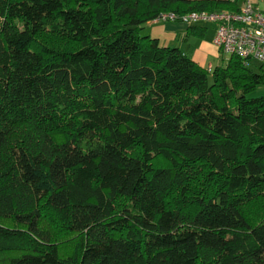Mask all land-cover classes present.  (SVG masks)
<instances>
[{
    "label": "trees",
    "instance_id": "1",
    "mask_svg": "<svg viewBox=\"0 0 264 264\" xmlns=\"http://www.w3.org/2000/svg\"><path fill=\"white\" fill-rule=\"evenodd\" d=\"M220 10L239 11L0 0V264H264V63L219 50L207 70L143 35Z\"/></svg>",
    "mask_w": 264,
    "mask_h": 264
},
{
    "label": "built area",
    "instance_id": "2",
    "mask_svg": "<svg viewBox=\"0 0 264 264\" xmlns=\"http://www.w3.org/2000/svg\"><path fill=\"white\" fill-rule=\"evenodd\" d=\"M155 21L179 22L187 26L212 24L214 45L226 56H237L264 63V13L251 3L237 12H191L185 15L168 12Z\"/></svg>",
    "mask_w": 264,
    "mask_h": 264
},
{
    "label": "crops",
    "instance_id": "3",
    "mask_svg": "<svg viewBox=\"0 0 264 264\" xmlns=\"http://www.w3.org/2000/svg\"><path fill=\"white\" fill-rule=\"evenodd\" d=\"M233 1V0H232ZM237 2L238 9L242 8L246 2L251 3L261 13H264V0H235ZM216 12H229L227 10H220ZM164 25L163 28H157ZM210 26V30L206 27ZM198 29H203V37L198 38L193 35H188L187 30L189 26L179 22H160L151 21L144 26L143 35H148L152 38L163 43L165 46H177L183 53L190 57L199 66L211 70L215 65L211 62V59H220V51L214 45L215 27L212 24H198L194 25ZM183 34L182 42L177 41V36ZM166 35H173L175 39L171 42L166 38ZM189 38H195L197 40L190 41Z\"/></svg>",
    "mask_w": 264,
    "mask_h": 264
},
{
    "label": "rangeland",
    "instance_id": "4",
    "mask_svg": "<svg viewBox=\"0 0 264 264\" xmlns=\"http://www.w3.org/2000/svg\"><path fill=\"white\" fill-rule=\"evenodd\" d=\"M164 27V25H162V26H160V27H157V28H163ZM208 30H210V26L208 25L207 27H206ZM166 38L167 39H169L171 42H174L175 41V39L173 40V38H174V36L173 35H171V36H167L166 35ZM182 38H183V34H181L180 35V37L179 36H177V41L178 42H182L181 40H182ZM188 40H190V41H193V40H197V39H195V38H189ZM161 43H163V42H161ZM51 46H53V47H55V48H61V49H69L71 46L70 45H68V43H66L65 41H62V40H58V39H55V38H53V37H50V36H43V37H40V38H38V40H36V42H35V45L33 46V49H35V50H42V49H45L44 47H46V48H48V47H51ZM72 48V47H71ZM224 57H225V61L227 60V58H228V56H226V55H224ZM211 62L216 66V65H219V64H221L222 62L220 61V59H218V58H216V59H211ZM260 96H264V86H260V87H258L249 97H260ZM173 200V199H172ZM257 203H254V204H252V205H249L246 209L247 210H249V212H250V216L252 217V218H255L257 215L256 214H259V216H257L258 218L262 215V212H261V209L263 208V206H261V202H259V201H256ZM248 212V211H247ZM55 216L56 215H53V217H52V220L54 221V222H57L56 221V218H55ZM4 223H6V221L4 222ZM13 224V223H12ZM40 228L41 229H43V230H49V231H52V227H51V225L49 224V222L47 221V220H43V221H41L40 222ZM62 231L61 230H59V238L61 239V237H62ZM63 240H66V238H64V239H62V241ZM63 246V244L60 246V247H62ZM60 247H59V250H60Z\"/></svg>",
    "mask_w": 264,
    "mask_h": 264
}]
</instances>
